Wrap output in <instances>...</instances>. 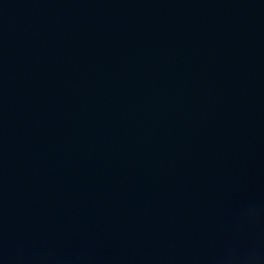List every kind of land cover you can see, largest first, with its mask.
Returning a JSON list of instances; mask_svg holds the SVG:
<instances>
[{
  "label": "water",
  "instance_id": "obj_1",
  "mask_svg": "<svg viewBox=\"0 0 264 264\" xmlns=\"http://www.w3.org/2000/svg\"><path fill=\"white\" fill-rule=\"evenodd\" d=\"M0 264H264V0H0Z\"/></svg>",
  "mask_w": 264,
  "mask_h": 264
}]
</instances>
